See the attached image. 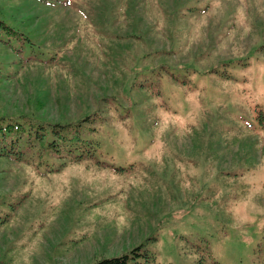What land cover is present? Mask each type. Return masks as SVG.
<instances>
[{
  "label": "rangeland",
  "instance_id": "1",
  "mask_svg": "<svg viewBox=\"0 0 264 264\" xmlns=\"http://www.w3.org/2000/svg\"><path fill=\"white\" fill-rule=\"evenodd\" d=\"M0 18L31 40L0 38V116L86 119L94 148L0 157V264L136 246L264 264V0H0Z\"/></svg>",
  "mask_w": 264,
  "mask_h": 264
},
{
  "label": "trees",
  "instance_id": "2",
  "mask_svg": "<svg viewBox=\"0 0 264 264\" xmlns=\"http://www.w3.org/2000/svg\"><path fill=\"white\" fill-rule=\"evenodd\" d=\"M4 36V37H2ZM0 38L16 50L9 42L15 40L30 44V38L22 31L13 27L0 18ZM82 119L73 123H50L33 116H22L21 119L0 116V157L14 160L23 158L24 143L27 147L35 144L41 145L52 153H74L76 159L90 156L94 150L91 142L82 136ZM92 148V149H91ZM73 156V155H72ZM148 251L136 246L120 255L102 258L87 264H143L148 263Z\"/></svg>",
  "mask_w": 264,
  "mask_h": 264
}]
</instances>
